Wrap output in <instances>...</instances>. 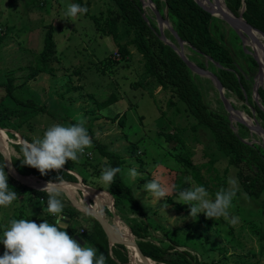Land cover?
Listing matches in <instances>:
<instances>
[{"label":"rangeland","instance_id":"obj_1","mask_svg":"<svg viewBox=\"0 0 264 264\" xmlns=\"http://www.w3.org/2000/svg\"><path fill=\"white\" fill-rule=\"evenodd\" d=\"M82 2H88V14L68 18L64 13L74 0H36L32 4L27 0H0V84L9 81L13 96L23 101L31 99L42 108V112H37L36 108L20 109L6 101L5 90L0 87V129L6 133L0 132L5 133L9 140L6 144L10 161L12 158L24 159L20 149L15 147L25 143L20 134L33 140L42 137L53 124L69 126L83 118L92 138L91 146L85 149L77 162L65 165V168L76 166L82 174L73 175L74 171L67 170L76 182H58L66 183L68 194L75 202L88 208H93L95 202L97 207L93 209L113 229L119 224L129 230L135 243L137 239L132 235L129 224L141 223L146 232L143 240L167 247L170 241L164 234L165 230L177 242V250L189 251L203 264H264V192L258 198L250 197L238 182L228 217L215 221L203 213L197 217L190 216L189 206L181 204L174 190L176 183L187 181L189 187L197 186L192 178L197 172L207 185L209 198L214 199L219 189L229 187V177L237 179L236 168L229 165L227 157L218 149L216 135L197 124L172 87L163 90L153 77L144 72L143 60L131 44L133 28L118 20L114 38L96 30L90 16L108 30L107 23L103 22L114 9L112 3L109 0ZM221 2L228 9L225 1ZM158 11L166 15L171 26L166 7ZM240 11L237 14L230 12L238 16ZM143 14L146 23L154 25L159 32L152 11L147 9ZM213 18L216 20L211 23V34L229 52L235 79L240 81L241 76L248 87V92L242 91V97L233 88L223 87V97L235 111L250 120L251 125L263 130L264 121L252 107L257 106L264 112L258 94L254 92L258 65L250 61V58L254 59L232 28L218 16ZM46 32H50L54 41V56L48 63L51 73L35 69ZM163 32L165 39L177 47L166 27ZM120 48L125 49L126 54H121ZM183 52L188 61L215 76L221 77V71L226 69L197 54L185 42ZM190 78L209 112L227 120L230 131L245 144L264 148V135L259 130L251 131L231 119L233 115L225 110L209 76H199L190 71ZM259 88L264 89L256 87V90ZM110 94L115 96L116 102L99 110L96 103ZM94 139L108 152L124 160L119 172L121 180L131 189L144 214L142 218L127 202L120 209L114 207L113 197L106 191L107 186L98 179L109 162L94 148ZM210 164L212 170L208 171ZM133 168L140 174L135 179L129 175V169ZM32 178L35 182H45ZM152 180H157L167 192V196L158 202L151 193L143 190V185ZM81 184L102 192L103 198L94 199L88 191L89 194H84ZM29 194L24 192L11 205L0 207V237L12 219H23L33 212L36 216L46 215V209H39L40 201L29 199L32 198ZM168 198L173 203H168ZM59 199L63 205L71 206L77 212L73 220L82 226V232L94 226L93 221L96 220L73 207L61 190ZM28 203L32 205L27 209ZM165 203L168 205L166 213L161 207ZM146 217H150L152 222L146 221ZM2 245L0 243V256L4 254ZM113 245L108 244L109 248ZM125 250L128 263L133 264L129 249L125 247Z\"/></svg>","mask_w":264,"mask_h":264},{"label":"trees","instance_id":"obj_2","mask_svg":"<svg viewBox=\"0 0 264 264\" xmlns=\"http://www.w3.org/2000/svg\"><path fill=\"white\" fill-rule=\"evenodd\" d=\"M36 0H27L28 4L34 3ZM114 9L109 12L108 18L103 23H107L108 30L101 26L98 20H94V16H90L91 21H94L96 30L109 35L113 38L117 34V21L121 20L128 27L133 28L134 37L131 44L135 46L136 51L140 54L143 60L144 72L150 77H153L163 90L172 87L174 93L180 101H182L189 114L194 118L198 125L209 129L215 134V141L218 149L227 157L229 165L236 168V177L241 185L242 191L250 197L258 198L264 192V148L260 145H247L239 136L231 132L227 120L220 115H215L207 110V107L202 100V95L192 85L190 78V70L185 66L181 59L173 52V50L158 38L156 27L148 25L147 20H144L142 14L144 9L140 0H109ZM155 7L160 10L166 7L167 16L171 23V28L176 32L177 36L185 42L194 52L205 56L215 65L226 69L221 71V77L216 75L222 87L232 89L242 97V91L248 92L243 78L240 76V81H237L233 73V60L220 42L211 34V23L216 20L208 12L198 6L193 0H152ZM228 9L237 14L243 7L242 17L253 28L264 33V0H224ZM74 4L86 6L88 2L82 0H74ZM88 14V12L86 13ZM85 14V15H86ZM113 14L112 16H110ZM162 15V14H161ZM150 23V22H149ZM170 33V32H169ZM121 54H126V50L120 48ZM54 56V41L50 32H46L43 41L42 51L39 53L35 69L39 72L51 73L48 63ZM253 65L255 61L250 58ZM235 86V87H234ZM5 90L6 101H11L20 109L36 108L37 112H42V108L35 105L31 99L23 101L21 98H16L12 94L13 87L9 81L0 84ZM257 94L261 105L264 107V89H258ZM116 102L114 95L110 94L105 100L96 103V107L102 110ZM172 105V104H170ZM258 117L264 121V112L257 106H252ZM264 131V128H263ZM22 133V132H21ZM25 142H31L32 139L27 138L24 134H20ZM94 148L108 160L109 166L121 167L124 160L117 154L108 152L103 144H100L95 139L93 140ZM22 152V145H16ZM134 147V146H133ZM21 158H12L11 164L13 168L23 176H32L36 179L49 182L55 181L59 177V181L76 182V178L68 173L67 170L82 174L76 166L64 168L57 173L50 171L47 175L42 176L37 169L23 165ZM74 162L68 161L66 164L72 165ZM65 164V165H66ZM0 168L4 166L3 156L0 154ZM121 169V168H120ZM212 170L211 164L208 167ZM121 174L117 173L115 182L106 187V191L113 197V205L117 209L122 208V204L127 202L132 208L136 209L135 213L139 217L144 214L137 200L133 197L131 189L126 186L121 180ZM193 180L198 184L207 188L205 182H202L197 172L192 175ZM8 184L12 190L17 192L18 197L24 192L30 193L32 199L38 203L40 207L47 209L48 194L46 191L29 188L27 186L17 184L13 179L8 177ZM189 187V182L179 181L176 183L174 190L178 193L180 190ZM34 196V198H33ZM168 203H173L171 198H168ZM28 203L27 209L31 206ZM25 206V205H24ZM178 208V205L175 206ZM45 211V210H44ZM46 212V211H45ZM31 213L24 216L23 219L35 221L37 224L42 223L43 219L54 221V217L47 214L39 216ZM41 214V213H40ZM77 212L71 206L63 207V218L69 219V224L65 227L67 233L73 237L77 234V229L74 223V217ZM146 221H151L150 217H146ZM152 222V221H151ZM94 226L89 230L83 231L78 236L88 245L97 249V255L103 253L106 257V264H129L125 247L115 244L109 248L107 238L96 221H93ZM157 228H160L156 226ZM132 235L137 239L136 244L142 254L149 260L157 264H203L196 255L191 254L187 250H177V242L170 238L167 231L164 234L169 238L170 244L167 247L157 246L150 241L143 240L146 237L145 229L138 224H129Z\"/></svg>","mask_w":264,"mask_h":264},{"label":"clouds","instance_id":"obj_3","mask_svg":"<svg viewBox=\"0 0 264 264\" xmlns=\"http://www.w3.org/2000/svg\"><path fill=\"white\" fill-rule=\"evenodd\" d=\"M87 12L86 6L70 4L64 15L75 18ZM85 125L86 120L78 118L76 123L69 126H49L42 137H36L22 145V164L37 169L44 176L50 171L59 173L68 161L77 162L92 143ZM120 171V167H105L98 178L99 182L110 187ZM129 175L135 179L140 174L133 168L129 169ZM7 181V173L0 168V207H7L18 199L17 192L10 188ZM58 181L59 177L55 181H49L41 189L48 194L46 212L54 217V221L50 223L43 219L42 223L37 224L32 219L10 220L0 237V243L5 248L4 254L0 256V264H106L103 253L97 255L96 248L82 247L65 230L61 215L64 205L59 199ZM227 183L229 187L219 189L214 199L209 198L204 186L197 185L180 190L179 201L189 206L192 217H197L200 213L215 221L228 217L238 191V180L229 177ZM143 190L151 193L157 202L167 196L166 190L157 180L144 184ZM161 207L165 212L168 205L165 203Z\"/></svg>","mask_w":264,"mask_h":264},{"label":"water","instance_id":"obj_4","mask_svg":"<svg viewBox=\"0 0 264 264\" xmlns=\"http://www.w3.org/2000/svg\"><path fill=\"white\" fill-rule=\"evenodd\" d=\"M193 1L198 6H200L203 10L208 12L211 16H213L214 13L218 14L219 18L223 19L232 28V30L235 33H244L248 38H250L251 40H254V41L256 40L255 35H258L264 41V33L259 31L258 29L253 28L252 26H250L243 19V17H242L243 7L240 11V14L238 16H234L226 7H225V10H223L219 7H217L216 9H212L211 6H213V2L216 3L218 0H213V2H211V5H209L210 8L202 6L197 0H193ZM202 1L204 3L209 4V0H202ZM140 2L142 3L143 8L148 7L152 11V13L156 19L157 25H158V29H159L158 35H159L160 40L163 41L165 44H167L170 48H172V50L177 54V56L181 59V61L185 64V66L191 72H193L199 76H209L213 80L215 88H216V90L220 96V100H221L225 110L230 115H233L234 120L240 124H243L244 126H246L251 131L255 132V131L259 130L260 133L264 135V131L261 128H257L254 125H251V122H246L242 118L243 116L239 112L235 111L229 105L227 100L223 97V87H222L220 81L218 80V78L214 74H212L211 72H208L206 70L199 69L198 67H196L194 64H192L190 61L187 60V58L185 57L184 52H183L184 42L177 36L176 32L171 28V26L169 25V22L166 18V15H161L159 13V11L154 6L152 0H140ZM142 17L144 18V20H146L144 14H142ZM163 27H166L167 30L170 32V34L173 36V38L177 42V47L174 46L169 41H167V39H165L164 33H163ZM263 52H264V49H263ZM259 71H260V67H258L257 72H259ZM254 92L257 93L256 87L254 88ZM0 154L3 156L6 171L12 176L13 179L20 182L21 184H24V185L29 186V187H35L37 189H42L43 187L46 186L47 182H31L28 177L17 174L14 171V168L11 164L10 159H9V153H8L7 147L4 146L2 143H0ZM81 186L85 191H88L91 194H93V192L95 191L89 187L82 185V184H81ZM59 190H61L65 194V196L68 198V200L70 201V203L73 207H76L80 211H83L84 213L91 215L100 224V226H101V228H102V230H103V232L107 238L109 245L118 244V245H122L125 247H127V246L133 247L137 256L139 257V260L142 262V264H149V259L142 254L139 247L137 246V244L134 241L125 240V239L121 238V235L119 234V232H117L115 229H113V227L111 225H109L107 223V221H105V219L99 213H97L93 208H88V207L82 206V205L78 204L77 202H75L70 197L68 192H66V190L62 186H60V183H59ZM114 218H116V216H114ZM62 223L66 226L67 218H64ZM72 238L74 240H76L82 247H89L79 236L75 235Z\"/></svg>","mask_w":264,"mask_h":264},{"label":"bare ground","instance_id":"obj_5","mask_svg":"<svg viewBox=\"0 0 264 264\" xmlns=\"http://www.w3.org/2000/svg\"><path fill=\"white\" fill-rule=\"evenodd\" d=\"M202 6H205V7H209V5H211V2H213V0L209 1V4L207 3H204L202 0H197ZM217 7L225 10V7L223 5V3L221 2V0H218L216 3L213 2V6H211L212 9H216ZM147 9H149L148 7H145V12L147 11ZM214 16H218V14L214 13ZM219 17V16H218ZM164 29V27H163ZM164 33V32H163ZM240 39L242 40V43L244 44L245 47L248 48L249 51H247L251 57L255 60V62L257 63L258 67H260V71L257 73V76L255 77L254 79V86L255 87H262L264 88V52H263V49H264V41L263 39L258 36V35H255L256 36V40H251L250 38H248L244 33H236ZM246 52V51H245ZM258 70V69H257ZM228 115V114H227ZM244 117V116H243ZM233 117H231L232 119ZM246 122H250V120H248L246 117H244ZM234 123V122H233ZM0 131H3L0 129ZM5 132V131H3ZM3 132H0V143H2L4 146L7 147V144H6V141L8 140L7 136L5 135V133ZM261 138V137H260ZM9 141V140H8ZM23 143V142H22ZM7 150H8V147H7ZM29 180L31 182H35L34 179L32 177H28ZM60 186H62L66 192H68L67 190V185L66 183H61ZM81 188V187H80ZM83 193L85 194H89L87 193L85 190H83ZM102 192L100 191H94L93 194L91 195L94 199L96 198H103ZM86 202V201H85ZM91 205V204H90ZM108 205V204H107ZM94 207H97L96 206V203L94 202ZM93 207V208H94ZM91 208V207H90ZM95 209V208H94ZM101 210V209H100ZM116 222V221H115ZM116 224V223H115ZM117 232H120L119 234L121 235V238L125 239V240H132V237L129 233V230L123 228L122 226H120L119 224H117V228L115 229ZM127 249H129L130 251V255H131V260L133 261V264H137V263H140L142 264V262L139 260V257L137 256L135 250L133 247H129L127 246L126 247ZM130 257V256H129ZM149 264H154L152 263L150 260H149Z\"/></svg>","mask_w":264,"mask_h":264},{"label":"crops","instance_id":"obj_6","mask_svg":"<svg viewBox=\"0 0 264 264\" xmlns=\"http://www.w3.org/2000/svg\"><path fill=\"white\" fill-rule=\"evenodd\" d=\"M80 173H75L74 172V174L73 175H79ZM42 213V212H41ZM74 223H75V226H76V229H77V234L79 235L80 234V231L82 232V226H80V225H76V222L74 221ZM69 224V219L67 218V223H66V226ZM83 233V232H82ZM77 235V236H78ZM2 251H5V248H4V245H2Z\"/></svg>","mask_w":264,"mask_h":264},{"label":"built area","instance_id":"obj_7","mask_svg":"<svg viewBox=\"0 0 264 264\" xmlns=\"http://www.w3.org/2000/svg\"><path fill=\"white\" fill-rule=\"evenodd\" d=\"M116 55L118 56L119 54H118V53H116Z\"/></svg>","mask_w":264,"mask_h":264}]
</instances>
